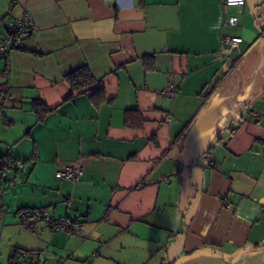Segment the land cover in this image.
<instances>
[{
    "label": "crops",
    "instance_id": "0c3cea01",
    "mask_svg": "<svg viewBox=\"0 0 264 264\" xmlns=\"http://www.w3.org/2000/svg\"><path fill=\"white\" fill-rule=\"evenodd\" d=\"M24 10L0 56V158L24 162L0 174V264H264V0H0V34ZM82 65L99 85L70 95ZM36 208L84 238L18 225Z\"/></svg>",
    "mask_w": 264,
    "mask_h": 264
},
{
    "label": "built area",
    "instance_id": "2783aa9c",
    "mask_svg": "<svg viewBox=\"0 0 264 264\" xmlns=\"http://www.w3.org/2000/svg\"><path fill=\"white\" fill-rule=\"evenodd\" d=\"M225 5H243L245 0H221ZM33 20L28 10H24L21 17L15 19L7 29L0 34V56L7 57L9 52L18 47L20 41L28 37L33 30ZM225 23L236 24L237 18L235 16H230L224 19ZM222 43L233 48L238 46L242 41L239 36L224 35L222 37ZM160 94L167 97H174L177 92V86L175 83H168L163 89H161ZM5 92L0 91V105L3 104L5 100ZM251 116L259 121L260 117L258 113L254 110L251 112ZM22 168V163L18 161L10 162L0 168L3 174L9 173L12 171L20 170ZM83 174V167L81 163L76 160L68 163L67 165L59 168L55 171V177L61 180L70 181L72 183H77ZM226 199H223V203H227ZM3 212V208L0 209V213ZM17 220L21 226L24 228L35 231L38 229V224H42V228L50 229L53 231H62L66 237L71 235H81L82 236V227H81V218L79 215L69 217L66 215L54 216L48 209L39 208L32 210H20L17 214ZM94 235L93 232H91ZM83 237V236H82ZM84 238V237H83ZM97 252L94 251L93 255H96ZM17 264H26V252L19 251L15 259Z\"/></svg>",
    "mask_w": 264,
    "mask_h": 264
},
{
    "label": "trees",
    "instance_id": "16d2710c",
    "mask_svg": "<svg viewBox=\"0 0 264 264\" xmlns=\"http://www.w3.org/2000/svg\"><path fill=\"white\" fill-rule=\"evenodd\" d=\"M7 27L5 28V30L7 29ZM64 79L68 83V85H69V87L71 89L70 95H72L74 91L92 90L94 88H97V86L99 85L98 81L95 79V77L93 76L90 68L87 65H82V66H80V67L68 72L67 74H65ZM32 109L35 112L37 121L42 120L44 115L49 111V108L40 99H35L33 101ZM14 161H12V160H4L3 157H1L0 158V168L3 167L4 165H6L7 163L14 162ZM18 162H21V161H18ZM21 163H22V167H23L24 162H21ZM16 171H19V170H16ZM0 174H3L1 172V170H0ZM5 174H7V173H5ZM36 209H39V208H36ZM20 210H32V209H19L18 212ZM18 212H17V214H18ZM19 251L20 250H16V253L11 256V262L12 261L14 262V260L16 259L17 254L19 253Z\"/></svg>",
    "mask_w": 264,
    "mask_h": 264
},
{
    "label": "rangeland",
    "instance_id": "374dc122",
    "mask_svg": "<svg viewBox=\"0 0 264 264\" xmlns=\"http://www.w3.org/2000/svg\"><path fill=\"white\" fill-rule=\"evenodd\" d=\"M19 223V222H18ZM18 225H20V224H18ZM21 226V225H20ZM22 228H24L23 226H21ZM24 229H26V228H24ZM43 229H45V228H43ZM26 230H28V229H26ZM49 231H51L50 229H48ZM29 231H31V230H29Z\"/></svg>",
    "mask_w": 264,
    "mask_h": 264
}]
</instances>
